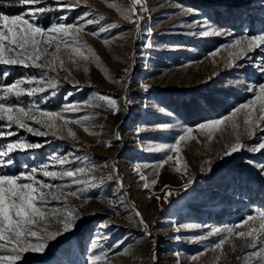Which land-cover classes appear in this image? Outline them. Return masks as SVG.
I'll list each match as a JSON object with an SVG mask.
<instances>
[{
    "label": "rangeland",
    "instance_id": "rangeland-1",
    "mask_svg": "<svg viewBox=\"0 0 264 264\" xmlns=\"http://www.w3.org/2000/svg\"><path fill=\"white\" fill-rule=\"evenodd\" d=\"M114 2L122 7L128 6V0H114ZM145 3L149 11L140 12L139 15L145 18V28L148 25L153 28L151 49L142 48V41L137 39L138 35L146 37V30L142 28V31L137 34L134 30L135 26L127 23L115 9L109 8L105 0H87V4L96 13L105 17L102 23L114 22L120 27L102 34L100 39L86 32L80 34V39L90 45L100 57L101 66L112 77L123 78L124 83L130 82V90L126 92L120 84L110 81L95 62L87 63V71L82 61L78 64L70 63L69 53L62 47L59 56L64 60L65 70L58 68L56 73H50L51 76L57 77L60 83L55 89L57 95L49 96V101L45 105L50 110H59L60 106L66 102L64 97L69 92L73 93L68 98L69 101L83 102L98 91L115 98L128 96L132 100L128 110L113 115L102 108L85 106L80 113L66 114L75 118L95 113L96 115L83 123L89 126V132L99 133V135H90L76 123H70L67 126L76 134V140L67 137L66 129L61 133L66 137L63 140L54 139L51 136L33 137L24 132H21V135H26L31 141H48L41 151L35 150L31 158L27 160L29 164L40 163L55 149H61L63 152H73L78 149L77 155L87 154L93 162L101 166L95 173L98 177L106 176L112 171L110 166H104L105 162L107 165L116 163L119 174L124 177V190L128 193L125 199L130 204H134L142 214L148 224L147 230L151 232V237L145 235V230L138 226V222H130L129 214L136 221L138 218H135L131 208L126 209L119 205L117 196L120 193L113 195L115 182L106 181L102 189H92L87 193L89 197H92L87 201L67 197L68 204L80 210L82 219L78 221L75 231L50 243L48 264H79L90 250L97 254L101 250H108L106 264H177L178 260L180 264H214V258L219 252L212 245L218 237L211 236L208 240L199 243L189 242V238L207 234L215 227L222 228L238 224L254 209H264V179L261 178L257 169L247 163L248 160H253L264 164V152L252 153L242 150L221 159L226 146L235 141L231 124L222 126L220 131L212 134L211 139L208 138L207 133L195 131L198 124L222 118L228 115L232 108L251 99L252 93L246 89L264 79L255 67L246 69L226 67L227 52L222 47L229 44L233 36L242 35L244 29H249V34H253L259 27L250 31V27L245 22L238 27V31L229 30L233 36L202 38L193 34L196 30L184 26L193 20L203 19V16L208 17L203 10L207 6H244L245 4L255 6L259 3L264 10V0H145ZM178 4L198 8L203 16H186L182 9L177 7ZM82 11H84L83 8L70 12L68 22ZM59 15H61L60 12H52L48 24L41 22L47 27ZM208 18L210 23L216 25L210 17ZM260 18H264V15ZM121 33L127 34L124 39H116L109 46L102 43L103 38L112 39L113 36L118 37ZM218 47L221 48V52L213 62L209 53ZM54 51V45L48 48V58H51ZM133 62L134 67L128 75H125L123 69ZM11 71L13 78L9 83L23 76L26 71L39 70L15 67ZM77 81L78 86L73 87ZM141 84L151 85L147 93L143 92ZM214 85L225 90L231 88L238 93L237 96H240L225 98V113L219 116L190 123L183 120L174 110V105L169 103L171 99L177 102L185 101ZM41 95H48V93ZM145 104L148 105L147 108ZM161 107L174 115L170 117L167 112H159L158 109ZM243 119V114H239L237 123L241 126L239 132L242 142L248 145L258 143L244 132ZM57 123L62 124L63 121L58 120ZM156 123H173L177 126L164 132L153 131L152 126ZM185 126L192 127L193 135L197 137V140L187 141L181 145L180 159L182 164L187 163V173H178L174 170L175 153H171L174 157L173 161L159 169L157 183L145 189L139 174L134 170V165L155 164L164 158L165 153L146 152L141 145H146L148 142L172 143ZM138 127H145L148 130L137 134ZM117 132L121 136L119 141L115 139ZM259 134L264 135V133ZM107 141L112 143L110 148L105 146ZM20 162L24 163V158H21ZM19 171V167L11 169V172ZM229 171H237L240 173V178H246V191L236 187V180L232 179ZM142 172L151 179L153 168H142ZM189 180L192 183L185 192L183 185L188 184ZM53 183H60V181ZM218 184L223 187H219ZM165 185H169L172 190V194L167 199H164L165 192L162 191ZM156 196H160V199H156ZM108 200L117 202V207H108ZM109 219L113 223H110L107 228L100 227ZM184 223H198L206 227L175 233L174 228ZM246 229L247 226H244L236 231ZM175 235L183 238L176 241ZM102 236H106L107 239L101 238ZM94 239L98 241V246L90 249ZM121 240L124 241L123 245L119 248H111L115 242ZM232 243L235 244V250L231 246ZM246 244L247 241L242 239H233L225 244L224 255L221 256L219 264H245V260L238 257L245 256L248 251ZM124 247L129 248V254H117L122 253ZM201 251L205 254L197 261L187 259ZM177 252L180 253L179 257L175 255ZM153 254L156 257L155 261L152 260Z\"/></svg>",
    "mask_w": 264,
    "mask_h": 264
},
{
    "label": "snow or ice",
    "instance_id": "snow-or-ice-1",
    "mask_svg": "<svg viewBox=\"0 0 264 264\" xmlns=\"http://www.w3.org/2000/svg\"><path fill=\"white\" fill-rule=\"evenodd\" d=\"M105 2L109 8L115 9L127 23L134 25L137 34L142 31V28L146 30V37L137 36V39L142 41V48L151 49L153 47L151 40L153 28L150 25L145 28V18L139 15L140 12L149 11L145 0H128L127 7H122L114 0H105ZM177 7L182 9L186 16H203L198 8L179 4ZM13 8H19L20 11L17 13L7 11ZM81 8L84 11L68 22L69 13ZM50 12H60L61 15L45 27L41 22V17ZM102 21H105V17L91 9L87 0H0V264H48L47 258L51 252L50 243L75 231L78 221L82 219L80 210L71 207L67 202V197L87 201L92 198L87 193L92 189H102L106 181L115 182L113 195L120 193L117 196L119 205L126 209L131 208L135 218H138L136 221L129 214L130 222H138V226L145 230V235L151 237V232L147 230L148 224L142 214L134 204H130L125 199L128 193L124 190V177L119 174L116 163L107 165L105 162L104 166H110L112 171L106 176L98 177L95 173L101 166L93 162L87 154L77 155L78 149L73 152L55 149L40 163L29 164L27 162L35 150L43 148L48 141H31L26 135H21V132L33 137L51 136L54 139L63 140L66 137L61 133L66 129L67 137L76 140V134L67 126L70 123H76L82 126L85 132H89V126L83 121L89 120L96 114L90 113L75 118L66 114L80 113L87 106L102 108L115 115L120 111H127L129 105L132 104L128 96L115 98L97 91L83 102L69 101L68 98L73 95L69 92L64 97L66 102L60 106L59 110H50L45 107L49 96L57 95L55 89L60 83V80L51 76L50 73H56L58 68L65 70L64 60L59 56L62 47L68 51L70 63L78 64L82 61L87 71V63L95 62L110 81L120 84L126 92L130 90V82L124 83L123 78L112 77L101 66L100 57L92 47L80 39V34L85 32L100 39L102 34L120 27L117 23H102ZM259 23V29L253 34H249V29H244L239 37H234L229 30L210 23L206 16H203V19L186 23L184 26L196 30L193 34L202 38L233 36L229 44L222 46L227 52L226 67L236 69L255 67L264 78V18ZM89 26L92 27L89 28ZM126 35V33H121L118 37L113 36L112 39L105 37L102 43L109 46L114 40L124 39ZM53 45L55 51L51 54V58H48V48ZM220 52L221 48L218 47L209 53L213 62ZM239 61H244V63H239ZM15 67L39 71H26L23 76L15 78L11 83H5L4 81L11 76V70ZM133 67L134 62L126 66L123 69L125 75H128ZM78 83V81L75 82L73 87H77ZM140 86L145 93L151 87L148 84ZM49 90L52 91L49 92ZM246 90L252 93V98L247 102L232 108L228 115L202 122L195 128V131L207 133L208 138L211 139L212 134L220 131L222 126L231 124L235 133V141L226 146L221 159L242 150L252 153L264 152V135L259 134L264 133V79L262 82L249 86ZM44 93L48 95H41ZM25 97L28 99L25 100ZM144 106L148 107L147 104ZM158 111L167 112L170 117L174 115L162 107ZM241 113L244 117V132L258 143L248 145L242 142L239 132L241 126L237 123V117ZM58 120L63 123L58 124ZM176 126L173 123H156L152 126V130L164 132ZM147 130L145 127H138L137 134ZM193 132L192 127L185 126L172 143L148 142L146 145H141L146 152L165 153L164 158L155 164L137 163L134 165V170L139 174L145 189L154 186L159 178V169L173 161L174 157L171 153H175L174 170L178 173H187V163L182 164L180 159L181 145L187 141L197 140ZM89 134L99 135L95 132H89ZM12 137L16 138L10 139ZM115 139L121 140L119 132L116 133ZM105 146L110 148L111 141L105 142ZM21 158H24V163L20 162ZM247 163L257 169L261 178L264 179V164L253 160H248ZM17 167L20 168L19 172H11V169ZM145 167L153 168L151 179L143 175L142 168ZM55 181H60V183H53ZM191 183L192 181L189 180L188 184L183 185L185 192ZM162 191L165 192L164 199L172 194L169 185H165ZM156 199H160V196H156ZM107 205L110 208H116L117 202L108 200ZM110 223H113L111 219L105 221L100 227L107 228ZM244 226H247L246 230L236 231ZM202 227L206 226L198 223H184L176 226L174 231L180 233L182 230ZM53 228L56 230H52ZM211 236L218 237L212 245L219 252L214 258V264H219L221 256L224 255V245L233 239L247 241L245 247L248 251L243 258L238 257V259H244L245 264H252L253 261L254 264H264V209L256 208L240 223L212 228L207 234L189 238V242H203ZM101 238L107 239L106 236ZM182 238L180 235L174 236L176 241ZM123 244V240L117 241L111 248H119ZM97 246L98 241L94 239L90 249ZM231 246L235 250V244L232 243ZM117 254L127 255L129 248L124 247L123 252ZM204 254L203 251L197 252L187 259L197 261ZM175 255L179 257L180 253L177 252ZM107 259L108 250H101L98 254L90 250L79 264H106ZM155 259L153 254L152 260L155 261ZM177 264H180L179 260Z\"/></svg>",
    "mask_w": 264,
    "mask_h": 264
},
{
    "label": "trees",
    "instance_id": "trees-1",
    "mask_svg": "<svg viewBox=\"0 0 264 264\" xmlns=\"http://www.w3.org/2000/svg\"><path fill=\"white\" fill-rule=\"evenodd\" d=\"M203 10L205 11L204 14L210 17L217 26L234 32L238 31V27L245 22L250 27V31H254L257 27H260V17L264 15V10L261 8L259 3L255 6H251L249 4H245L244 6H207L203 8ZM7 11L17 13L20 9L13 8L8 9ZM51 15L52 12L45 14L41 17V21L48 24ZM11 78H13L12 74L4 82L9 83ZM237 94L238 93L231 88L225 90L220 88L218 85H214L203 92L196 93L194 96L185 101L177 102V100L171 99L169 100V103L174 105V110L183 120L194 123L225 113V98L229 96H233L234 98L240 97L237 96ZM229 174L233 180H236V187L239 190L246 191V178H240V173L237 171H229ZM218 185L219 187H223L221 184ZM258 188L260 187L258 186Z\"/></svg>",
    "mask_w": 264,
    "mask_h": 264
}]
</instances>
